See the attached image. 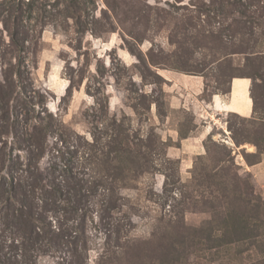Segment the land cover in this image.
I'll return each mask as SVG.
<instances>
[{
    "label": "rangeland",
    "instance_id": "rangeland-1",
    "mask_svg": "<svg viewBox=\"0 0 264 264\" xmlns=\"http://www.w3.org/2000/svg\"><path fill=\"white\" fill-rule=\"evenodd\" d=\"M0 264H264V0H0Z\"/></svg>",
    "mask_w": 264,
    "mask_h": 264
},
{
    "label": "crops",
    "instance_id": "crops-1",
    "mask_svg": "<svg viewBox=\"0 0 264 264\" xmlns=\"http://www.w3.org/2000/svg\"><path fill=\"white\" fill-rule=\"evenodd\" d=\"M234 84V83H233ZM238 85H240V86H242V85H244L243 84V82H240V83H237ZM231 93H232V91H231ZM230 98H231V95H230ZM230 98H229V102L228 103H230ZM242 100H240V109H241V112H243V113H248L249 112V110L251 109V105H250V108L248 109V107H246V106H243L241 103H244V102H241Z\"/></svg>",
    "mask_w": 264,
    "mask_h": 264
}]
</instances>
